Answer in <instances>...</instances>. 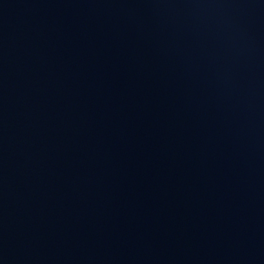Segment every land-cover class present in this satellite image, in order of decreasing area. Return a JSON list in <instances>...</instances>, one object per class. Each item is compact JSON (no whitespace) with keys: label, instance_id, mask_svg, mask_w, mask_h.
Returning a JSON list of instances; mask_svg holds the SVG:
<instances>
[{"label":"water","instance_id":"water-1","mask_svg":"<svg viewBox=\"0 0 264 264\" xmlns=\"http://www.w3.org/2000/svg\"><path fill=\"white\" fill-rule=\"evenodd\" d=\"M215 0H0V264H86Z\"/></svg>","mask_w":264,"mask_h":264}]
</instances>
